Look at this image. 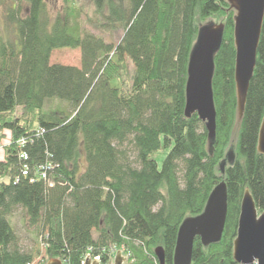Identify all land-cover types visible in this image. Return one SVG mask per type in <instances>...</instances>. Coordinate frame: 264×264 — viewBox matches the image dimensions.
<instances>
[{"label": "trees", "instance_id": "trees-1", "mask_svg": "<svg viewBox=\"0 0 264 264\" xmlns=\"http://www.w3.org/2000/svg\"><path fill=\"white\" fill-rule=\"evenodd\" d=\"M212 16L223 32L209 138L196 112L185 115V86L191 48ZM234 16L228 0H0V132L9 138L0 158V264H83L87 256L108 264L120 249L129 264H160L158 247L163 264H174L179 225L222 180L221 238L204 245L196 236L190 264H241L232 243L246 188L264 209V17L239 117ZM88 25L123 33L113 43ZM59 47L79 48L80 65L51 63ZM18 210L35 248L16 233Z\"/></svg>", "mask_w": 264, "mask_h": 264}, {"label": "water", "instance_id": "water-1", "mask_svg": "<svg viewBox=\"0 0 264 264\" xmlns=\"http://www.w3.org/2000/svg\"><path fill=\"white\" fill-rule=\"evenodd\" d=\"M235 10L234 80L237 98L238 116L244 109L249 83L253 75L258 42L264 17V0H228ZM223 24L209 22L200 26L188 61L185 86V115L196 112L206 122L209 138L215 131L216 111L212 92L213 57L219 46ZM238 126L236 122V127ZM257 150L264 154V114L260 122ZM230 161L233 152H227ZM227 215V189L224 180L211 191L203 210L193 216H187L179 225L175 247L174 264H190L194 238L208 245L221 238ZM233 259L241 264H264V209L259 212L248 188L244 190L237 233L233 239ZM160 262L164 263L162 247L155 249ZM124 256L118 250L112 264H123ZM43 264H62L58 257L50 258ZM83 264H101L97 258L87 256Z\"/></svg>", "mask_w": 264, "mask_h": 264}, {"label": "rangeland", "instance_id": "rangeland-1", "mask_svg": "<svg viewBox=\"0 0 264 264\" xmlns=\"http://www.w3.org/2000/svg\"><path fill=\"white\" fill-rule=\"evenodd\" d=\"M58 4H59V2H58ZM87 9H89V8H87ZM91 9H92V7H91ZM208 20L214 21L216 23L221 22L220 17H214V16L210 17ZM87 28L91 31H94L98 35L104 36L106 40H110L113 43H116L120 39V37L122 36V33H123L122 30H117V31L110 32L109 34H107V33L105 34V33L101 32L100 30L94 28L91 25H88ZM80 61H81V51L79 48L59 47V48H55L51 51V55H50V62L51 63H61V64H69V65L79 66ZM129 66H130L129 75H132L131 63H129ZM237 129H238V126L236 127V122H235V125L233 127V131H232V135H231L230 145L228 146V148H229L232 145L231 146L232 151H234L235 139L237 137ZM8 139L9 138H8L7 134L5 136H2L1 132H0V158L3 157L4 146L8 143V141H9ZM228 148H227V150H228ZM230 151L231 150H228L227 152H230ZM163 157H164L163 151L160 154L156 155V158L158 159L159 162H161ZM19 211L20 210H18L11 217V220H12V223H13L14 228L16 230V233L20 237L21 244L25 248H28V249L35 248L36 242L34 239V234L32 233V231L29 230L28 227H26V225L23 224L22 218H21V213ZM120 251H121L122 255L124 256L123 264H129V261H130L129 256H128L129 254H127L125 252V250L120 249ZM39 259L42 260V255H39L37 257V260H39ZM112 262H113V260H112Z\"/></svg>", "mask_w": 264, "mask_h": 264}, {"label": "built area", "instance_id": "built-area-1", "mask_svg": "<svg viewBox=\"0 0 264 264\" xmlns=\"http://www.w3.org/2000/svg\"><path fill=\"white\" fill-rule=\"evenodd\" d=\"M21 157H23V158H26V154H21ZM25 169L23 170V172L25 173L26 171H27V169H26V167H24ZM39 174H40V176L41 177H46V173H45V171H43V170H41L40 172H39ZM122 250V249H121ZM114 251H116V248L114 249ZM112 253H113V250H112ZM93 258H97V260H99V256H94ZM92 258V259H93ZM113 258H114V256L111 258V261L108 263V264H112L113 262H112V260H113Z\"/></svg>", "mask_w": 264, "mask_h": 264}]
</instances>
